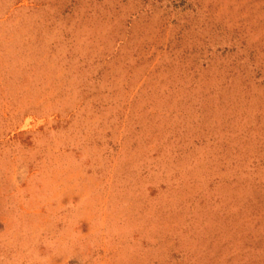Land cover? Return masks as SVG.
<instances>
[{"label":"rangeland","instance_id":"rangeland-1","mask_svg":"<svg viewBox=\"0 0 264 264\" xmlns=\"http://www.w3.org/2000/svg\"><path fill=\"white\" fill-rule=\"evenodd\" d=\"M0 264H264V0H0Z\"/></svg>","mask_w":264,"mask_h":264}]
</instances>
